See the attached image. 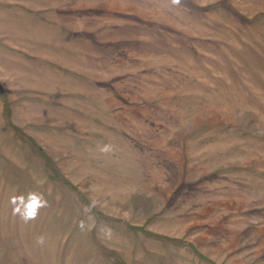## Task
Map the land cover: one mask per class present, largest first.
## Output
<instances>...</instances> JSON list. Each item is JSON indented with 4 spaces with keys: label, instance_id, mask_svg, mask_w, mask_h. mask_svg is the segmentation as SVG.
Returning a JSON list of instances; mask_svg holds the SVG:
<instances>
[{
    "label": "rangeland",
    "instance_id": "rangeland-1",
    "mask_svg": "<svg viewBox=\"0 0 264 264\" xmlns=\"http://www.w3.org/2000/svg\"><path fill=\"white\" fill-rule=\"evenodd\" d=\"M0 264H264V0H0Z\"/></svg>",
    "mask_w": 264,
    "mask_h": 264
},
{
    "label": "clouds",
    "instance_id": "clouds-1",
    "mask_svg": "<svg viewBox=\"0 0 264 264\" xmlns=\"http://www.w3.org/2000/svg\"><path fill=\"white\" fill-rule=\"evenodd\" d=\"M169 4L173 7L180 6L182 0H168ZM98 151L101 154H110L114 152V146L112 144L98 145ZM50 195V193H49ZM11 207V214L13 217H17L23 225H28L35 222L41 214L43 209L50 207L49 200L46 194L42 191L28 190L26 192H17L13 190V194L10 195L8 201ZM95 202L91 205L84 206V212L86 214L91 213L94 208ZM81 230L84 229V223L80 224ZM45 236L39 235L35 238L36 244L43 246L45 244Z\"/></svg>",
    "mask_w": 264,
    "mask_h": 264
}]
</instances>
